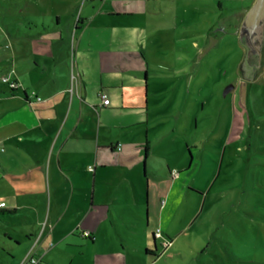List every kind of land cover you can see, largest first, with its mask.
Here are the masks:
<instances>
[{"label":"rangeland","instance_id":"374dc122","mask_svg":"<svg viewBox=\"0 0 264 264\" xmlns=\"http://www.w3.org/2000/svg\"><path fill=\"white\" fill-rule=\"evenodd\" d=\"M144 1L146 12L108 31L122 35V46L137 49L142 61V52L147 57L149 90L142 76L137 100L126 101V109L106 120L124 128L101 129L110 138L122 133L130 140V131H141L143 142L148 140L149 178L140 165L143 187L138 185L142 209L135 210L133 220L116 214V225L99 227L92 235L99 240L95 245L76 233V238L52 244L45 241L46 230L40 242H46L44 260L93 264L91 255L101 251L118 254L113 264H264V43L261 69L248 79L241 69L245 48L238 37L249 9L241 7L252 0ZM17 4L0 0V41L7 26L4 18L14 21L26 15ZM230 85L233 89L224 95ZM135 120L141 123L128 125ZM177 174L179 180H173ZM149 186L152 215L147 226ZM166 199L165 213L174 210V216L168 223L164 213L163 222L169 225L161 231L159 214ZM10 224L20 227L0 216V264H17L25 250L14 249V258L2 260L3 251L10 250L4 249L10 246L2 229ZM44 228L45 222L39 235ZM153 232L159 233L158 257L145 252V246L154 250ZM84 241L89 245L81 248ZM72 242L79 247L65 246ZM160 242L168 247L163 249Z\"/></svg>","mask_w":264,"mask_h":264},{"label":"crops","instance_id":"0c3cea01","mask_svg":"<svg viewBox=\"0 0 264 264\" xmlns=\"http://www.w3.org/2000/svg\"><path fill=\"white\" fill-rule=\"evenodd\" d=\"M14 1L18 10L26 9V15L14 21L5 17L0 41V75L18 85L13 90L0 86V203H5L0 216L18 221L20 227L15 230L10 224L2 229L5 245L10 246L4 249L10 250L3 249L1 256L14 258L13 250L23 247L17 264L28 254L46 264L41 250L46 242L40 245L45 232V241L52 244L76 238V233L95 245L99 240L92 235L99 227L109 230L116 225V214L126 213L133 220L142 209L138 185L143 187L140 165L149 178L148 140L143 142L141 131H130V140L122 133L110 138L101 129L124 128L106 120L124 109L126 101L137 100L142 76L149 90L147 57L142 52V61L137 49L122 46V35L108 31L141 16L147 4L144 0ZM101 93L109 99L108 105L102 104ZM172 179L179 180L178 174ZM150 191L149 186L147 226L152 215ZM167 199L159 214L161 231L169 225L163 222ZM173 212L165 213L168 223ZM137 219L141 222L140 213ZM83 232L91 234L83 237ZM73 243L65 246L79 247ZM91 257L93 264H113L118 254L94 251Z\"/></svg>","mask_w":264,"mask_h":264},{"label":"water","instance_id":"95a60500","mask_svg":"<svg viewBox=\"0 0 264 264\" xmlns=\"http://www.w3.org/2000/svg\"><path fill=\"white\" fill-rule=\"evenodd\" d=\"M238 37L245 48L242 64L251 70V79L261 67L262 47L264 43V0H255L246 12L241 23ZM228 86L224 95L233 89Z\"/></svg>","mask_w":264,"mask_h":264},{"label":"built area","instance_id":"2783aa9c","mask_svg":"<svg viewBox=\"0 0 264 264\" xmlns=\"http://www.w3.org/2000/svg\"><path fill=\"white\" fill-rule=\"evenodd\" d=\"M1 84H6L10 88H16L18 86L15 82L10 81L8 77H2L1 78ZM31 96L34 97L35 100H37V101L40 100V98L35 96L33 93L31 94ZM99 96H100V98L102 100V104L103 105H108L109 104V99L107 98V96L105 94L101 93ZM118 149H119V147H118ZM0 151H3V149L1 147H0ZM89 171H92V168H89ZM0 207H4V203H0ZM84 236H88V234L84 233ZM156 236H159V233L156 232L155 233V237ZM162 245H163L162 247H164V249L168 247L167 244L162 243ZM21 264H42V261H41V258H39V257H37V256H35L33 254H28L24 258V260L22 261Z\"/></svg>","mask_w":264,"mask_h":264},{"label":"trees","instance_id":"16d2710c","mask_svg":"<svg viewBox=\"0 0 264 264\" xmlns=\"http://www.w3.org/2000/svg\"><path fill=\"white\" fill-rule=\"evenodd\" d=\"M246 1H243L242 3H245ZM253 3V0L249 3L248 2V4L247 5H245V4H243V6L241 7V8H243L244 6H247V8H249L250 6H251V4ZM7 87L9 88V89H11V90H13V89H15V88H10L8 85H7ZM145 151L147 152L148 151V143L146 142L145 143ZM1 152V151H0ZM4 206H5V203H4ZM3 207H0V209H2ZM88 236H89V234H88ZM88 236H86V237H88ZM152 237H153V240H154V250H151V249H149V248H145V252H146V254H149V255H151V256H154V257H158V246H157V242H158V240H157V238L155 237V233H153L152 234ZM170 239V238H169ZM170 240H172V239H170ZM160 245H161V247H162V243L160 242ZM171 247V246H170ZM163 249H164V247H162ZM38 257V256H37ZM42 261V260H41ZM42 264H44L43 263V261H42Z\"/></svg>","mask_w":264,"mask_h":264},{"label":"flooded vegetation","instance_id":"af4514ba","mask_svg":"<svg viewBox=\"0 0 264 264\" xmlns=\"http://www.w3.org/2000/svg\"><path fill=\"white\" fill-rule=\"evenodd\" d=\"M245 56V55H244ZM241 69L243 71V77L250 78L251 77V70H249L247 67H245L243 64H241ZM261 66H262V60H261ZM261 69V68H259ZM259 71V70H258Z\"/></svg>","mask_w":264,"mask_h":264}]
</instances>
